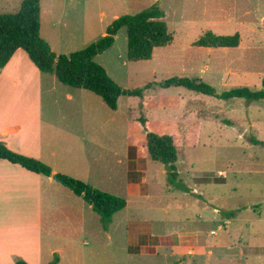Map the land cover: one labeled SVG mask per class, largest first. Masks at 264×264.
Here are the masks:
<instances>
[{
    "label": "rangeland",
    "instance_id": "obj_1",
    "mask_svg": "<svg viewBox=\"0 0 264 264\" xmlns=\"http://www.w3.org/2000/svg\"><path fill=\"white\" fill-rule=\"evenodd\" d=\"M41 1V36L57 55L99 41L123 15L154 6L165 11L174 40L157 48L152 60L128 59L126 29L96 59L123 90L174 77L202 79L221 92L263 88L264 0ZM22 2L11 0L0 14L17 13ZM209 31L239 33L241 44L194 46ZM83 94L87 99L76 98L68 120L83 139L61 143L58 165L67 160L68 167L60 174L123 198L127 207L107 231L90 211L80 230L89 241L79 242L83 253H69L64 264H264V102H227L155 86L143 102L122 97L113 111L96 95ZM147 133L175 137L179 175L173 182L166 166L151 158ZM57 184L63 191L55 195L64 205L80 200ZM148 233L155 237L143 235Z\"/></svg>",
    "mask_w": 264,
    "mask_h": 264
},
{
    "label": "crops",
    "instance_id": "obj_2",
    "mask_svg": "<svg viewBox=\"0 0 264 264\" xmlns=\"http://www.w3.org/2000/svg\"><path fill=\"white\" fill-rule=\"evenodd\" d=\"M10 1L0 0V8ZM43 16L42 8V21ZM85 92L61 88L55 75L41 73L24 52H18L0 70V142L48 165L54 175L66 173L67 160L63 168L58 165L60 145L76 137L83 139L68 120L75 115L76 98L87 99ZM57 189L63 191L53 176L0 159V264H16L18 260L51 264L55 256L57 264H64L69 253L80 257L84 250L76 245L89 241L80 230L93 209L74 193L80 200L72 198L64 205L57 200ZM143 235L155 237L152 233Z\"/></svg>",
    "mask_w": 264,
    "mask_h": 264
},
{
    "label": "trees",
    "instance_id": "obj_3",
    "mask_svg": "<svg viewBox=\"0 0 264 264\" xmlns=\"http://www.w3.org/2000/svg\"><path fill=\"white\" fill-rule=\"evenodd\" d=\"M166 13L158 6L146 9L138 14L123 15L117 18L107 29L106 35L84 50L70 55H57L49 43L41 36L42 6L41 0H23L17 13L0 14V70L6 68L14 56L22 51L32 64L45 74L55 75L65 87L90 92L101 98L113 111L118 110L122 97H134L144 100L145 91L158 86L162 89L185 88L189 91L214 97L222 101L246 100L248 103L264 102L263 88L252 90L249 87H236L219 91L202 79L174 77L159 84L151 83L142 89L123 90L108 75L96 59L110 50L122 29L127 31L128 59L133 62L150 61L157 48L168 47L174 37L164 21ZM241 44L239 33L232 36L216 35L207 32L194 43L196 47L207 49L236 48ZM147 123L146 118H141ZM146 145L151 158L166 166L170 181L178 177L176 163L179 160L175 137L147 133ZM0 159L20 165L36 174L54 179L70 189L76 196L84 199L100 217L105 231L109 229L114 215L127 207V201L110 193L96 189L86 183L62 174H53L52 169L43 162L11 151L0 142ZM55 256L51 264H57ZM16 264H27L18 260Z\"/></svg>",
    "mask_w": 264,
    "mask_h": 264
}]
</instances>
